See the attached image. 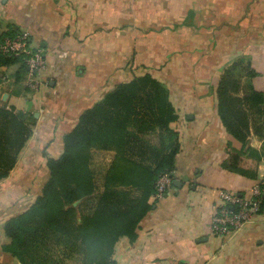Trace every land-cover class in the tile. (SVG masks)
<instances>
[{
	"label": "crops",
	"instance_id": "0c3cea01",
	"mask_svg": "<svg viewBox=\"0 0 264 264\" xmlns=\"http://www.w3.org/2000/svg\"><path fill=\"white\" fill-rule=\"evenodd\" d=\"M188 2L179 0V7L174 5L172 10L184 12L200 0H190V6ZM72 7L68 0H0V36L9 26H17L29 33L30 45L42 49L45 58L44 69H26L18 76L20 64L0 66V105L37 114L23 159L0 181L3 194L16 205L30 204L48 179L45 164H39L32 177L28 174L33 171L27 168L39 160L47 144L71 130L83 109L134 76L124 69L131 41L110 26L76 20L63 11L70 13ZM186 59L189 64L179 72L187 69V73L179 75L173 70L166 83L171 98L178 96L189 104L183 119L178 116L172 124L174 129L179 122L186 126L181 130L174 171L178 184L161 199L150 197L153 205L140 223L137 239L131 243L121 237L114 260L116 264H170L171 259L190 264H264V211L225 238L209 232L210 218L220 204L219 190L249 195L264 175V137L253 133L251 126L243 150L241 166L245 171L255 170V178L223 168L228 145L241 149L242 144L219 120L217 75L197 79V56ZM256 71L253 85L264 92V64L259 63ZM181 77L189 80L185 86L180 85ZM248 148L261 156L259 162L249 156Z\"/></svg>",
	"mask_w": 264,
	"mask_h": 264
},
{
	"label": "trees",
	"instance_id": "16d2710c",
	"mask_svg": "<svg viewBox=\"0 0 264 264\" xmlns=\"http://www.w3.org/2000/svg\"><path fill=\"white\" fill-rule=\"evenodd\" d=\"M19 31L9 26L0 41ZM16 63L20 64L17 76L27 71L24 55L0 53V66ZM229 67L216 85L217 114L225 131L242 147L229 144L222 166L255 178V170L245 171L241 161L251 126L253 133L264 137V92L253 85L255 71L249 69L239 79ZM177 119L167 85L150 73L115 84L78 114L71 130L49 142L37 162L27 166L32 177L43 163L49 176L27 208L4 221L8 241L2 250L20 264H61L52 251L65 244L78 254L80 264H116V243L121 237L131 243L137 239L140 223L152 208L149 199L158 176L175 170L179 130L171 123ZM35 122L30 112L0 105V181L15 168L20 151L35 132ZM155 131L170 140L167 146L147 145L152 154L145 158L141 136ZM248 150L259 162L256 150ZM94 151L112 154L99 191L91 165ZM170 264L189 263L171 259Z\"/></svg>",
	"mask_w": 264,
	"mask_h": 264
},
{
	"label": "rangeland",
	"instance_id": "374dc122",
	"mask_svg": "<svg viewBox=\"0 0 264 264\" xmlns=\"http://www.w3.org/2000/svg\"><path fill=\"white\" fill-rule=\"evenodd\" d=\"M68 1L76 10L72 9L70 13L63 10L67 15H73L76 20L91 19L96 24L110 26L114 32L117 31L120 36L131 41L132 51L126 56L124 69L134 72V76L150 73L166 84L173 70L179 75L187 73V69L185 73H180L179 68L189 64L186 58L191 55L198 58L195 75L199 80H209L215 75L219 80L229 64L230 73L242 79L249 69L257 75L256 66L264 64V0H200L198 5L193 4V8L184 12L177 8L179 0ZM174 5L177 9L172 10ZM184 52L185 63L182 57ZM124 80L128 81L127 78ZM188 81L181 77L180 85L185 86ZM172 96L174 99L170 97V100L177 116L183 119L189 104L179 100L178 96ZM178 126L176 130H179L180 139L181 130H185L186 126L183 122H179ZM141 138V146L147 153L145 158L152 154L146 148L147 145L167 146L170 140L167 134L161 137L157 131L142 135ZM24 154L25 149L22 148L16 166ZM111 159L112 154L109 152L93 153L91 165L97 191L100 190L102 176ZM3 191L0 187V264H20L1 248L8 241L3 232V224L8 217L26 209L29 204L25 207L16 205L17 202L13 203V200L6 198ZM52 254L61 264H80L78 254L73 253L65 244L56 247Z\"/></svg>",
	"mask_w": 264,
	"mask_h": 264
},
{
	"label": "built area",
	"instance_id": "2783aa9c",
	"mask_svg": "<svg viewBox=\"0 0 264 264\" xmlns=\"http://www.w3.org/2000/svg\"><path fill=\"white\" fill-rule=\"evenodd\" d=\"M0 53L9 56L24 55V62L30 72L45 68L43 50L30 45L29 33L20 30L12 37L0 41ZM174 171L162 172L155 183V192L151 198L155 201L170 193L173 188ZM220 204L214 210L209 221L210 234L225 238L233 230L241 227L254 216L261 213L264 199V175L250 189L249 195L225 189L219 190Z\"/></svg>",
	"mask_w": 264,
	"mask_h": 264
},
{
	"label": "water",
	"instance_id": "95a60500",
	"mask_svg": "<svg viewBox=\"0 0 264 264\" xmlns=\"http://www.w3.org/2000/svg\"><path fill=\"white\" fill-rule=\"evenodd\" d=\"M26 69H27V70H29V68H28V67H26ZM34 72H36V70H35ZM34 115H35V116H37V114H36V113H35ZM173 183H174V184H178V183H177V180H174V181H173ZM76 204H77V202H74V205H76Z\"/></svg>",
	"mask_w": 264,
	"mask_h": 264
}]
</instances>
